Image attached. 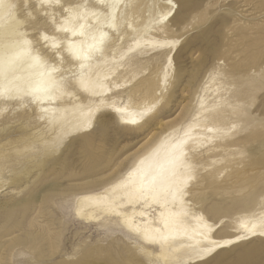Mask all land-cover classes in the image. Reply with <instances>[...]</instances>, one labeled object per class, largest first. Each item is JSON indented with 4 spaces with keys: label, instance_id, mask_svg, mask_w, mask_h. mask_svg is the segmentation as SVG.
I'll return each instance as SVG.
<instances>
[{
    "label": "rangeland",
    "instance_id": "rangeland-1",
    "mask_svg": "<svg viewBox=\"0 0 264 264\" xmlns=\"http://www.w3.org/2000/svg\"><path fill=\"white\" fill-rule=\"evenodd\" d=\"M79 3L80 0H60L63 6ZM83 4L92 5L90 0H84ZM143 4L140 19L137 14L131 18L136 29L146 21L162 20L172 30L148 33V38L156 43L174 40L179 43L172 53L167 49H152L142 54L127 52L130 56L122 60L129 61L137 76L125 78L127 82L115 91L119 95L113 102L132 106L148 97L146 103H151L156 94L146 93L141 96L143 99L136 100L129 92L145 78H155L162 87L160 75L163 70H169L167 56H171L173 77L166 103L149 118V127H121L107 108L94 115L90 129L71 134L62 142L56 139L50 142L55 137L46 130L51 140H45L53 144L48 150L39 138L31 139L26 133L30 130L28 125L39 126L35 118L27 120L28 116H36L34 107L28 104L19 107V101H13L0 111V175L5 181L0 179V264H154L140 252L139 241L113 219L87 222L78 218L76 198L101 190L162 132L176 124L183 126L201 119L198 109L202 99L209 103L219 96H240L239 102L234 97L231 100L233 104L240 103L241 115L232 116L225 123L232 138L245 139L244 146L235 148L234 160L218 167L219 170L216 167L206 171L209 184L198 191L196 210L212 224L222 225L218 230L221 238L236 234L233 226L238 219L264 211V124L261 123L264 120V0H144ZM39 5L37 0L27 3L18 0L14 9L19 19H23L21 28L25 32L32 29L26 35L39 54L47 57L49 64L60 65L47 48L48 43L40 38L42 32L50 37L59 35L49 19L50 8ZM52 8L58 13L54 21H59V15H64L63 8ZM169 11L171 15L167 14ZM42 12L48 15H41ZM197 16L205 17L206 22L185 32L184 28ZM155 24L156 21L152 23ZM128 46L124 43L122 48ZM152 56L155 57L150 59ZM75 78L74 73L68 75L69 90L75 89ZM206 87H210L209 92H205ZM216 88L219 92H214ZM100 119L112 122L93 134ZM10 120L16 124L3 126ZM158 125L161 129H156ZM90 130L94 140L82 144ZM204 172H195L192 186ZM193 264H264V238L222 248Z\"/></svg>",
    "mask_w": 264,
    "mask_h": 264
},
{
    "label": "bare ground",
    "instance_id": "bare-ground-1",
    "mask_svg": "<svg viewBox=\"0 0 264 264\" xmlns=\"http://www.w3.org/2000/svg\"><path fill=\"white\" fill-rule=\"evenodd\" d=\"M17 1L3 0L5 7L0 8V33L7 34L18 31L26 34L30 30L25 32L21 28L24 22L22 21L23 19H19L14 7L11 9V16H9L7 5L15 6ZM37 1L41 4V0ZM90 1L92 5L87 6L85 10L90 13L95 12L98 15L94 18H88L86 23L91 26L93 32H98L101 30L98 24L103 25L105 23L104 17L110 11L107 5L113 3V0ZM25 2H30V0H25ZM83 3L84 0H80L79 5H84ZM143 3L144 0H120V7L112 10L117 16V29L115 32L107 28L102 29L108 34L103 58L95 60L86 73L88 79L95 84V88L91 92H85L79 87L80 62L73 59L66 48V41H72L76 44L87 43L88 41L79 36L71 37L67 33L56 31L57 27H72L80 22L69 19L64 9V15H59V21H54L55 15L58 13H54V9L51 7L49 19L54 23L55 31L59 37H50L45 32H42V34L49 38L47 48L59 60L60 65L49 64L47 57H42L39 51L35 49L34 42L25 35L24 38L31 42V49L34 55L40 57L41 65L33 66L31 62H22L17 65L15 75L20 77L22 82H35L41 78L43 73L53 68L57 69L58 72L54 78L57 81H61L59 90L52 92L48 96L40 97L42 102H36L26 92L10 97L0 96V111L5 110V106L10 105L13 101H19L17 104L19 107L24 104H28L31 108L34 107L37 111L36 116H28L27 120L30 121L35 118L34 122H38L39 126L28 125L30 130L28 129L29 131L26 132V130L25 132L31 139L39 138L48 147L43 145L45 147L44 150L46 148L48 150L51 149L50 145H53H49V142L46 141L48 138L51 140L48 136L49 134L55 137L52 138V141L49 140L53 143V139L62 142V139L71 134L87 131L88 128H91L89 125H92L94 115L100 111L104 112L107 108H110V112L114 114L112 115L114 116V121H116L115 123L121 127L133 129L146 127L150 123V119L141 120L139 113L143 106L147 104L146 99L148 97L142 101H137L138 103L134 102L136 104L132 106H121L113 102L119 95V92L115 91L120 90V87L127 82L125 78L128 76L135 78L137 76L135 69L131 68V64L129 65V61L124 62L122 57L130 56L127 53L130 52L129 49H132V53L139 54L152 49L165 50L166 48L161 47L165 42L156 43L150 40L148 33L160 32L162 29L165 30L163 32L172 30L171 27L162 24V20L158 19L149 20L148 23L146 21L143 23L144 25L142 24L139 29H136L131 18L137 14V19H140ZM73 7L72 5L64 6V8ZM166 15H161V18ZM64 20H68L67 25H62ZM154 21H156V24L152 25ZM131 36H133L132 39L130 38ZM53 42L58 44L59 47L55 49L49 47V44ZM124 43L130 46L122 48ZM154 57L152 56L150 59ZM64 62L66 64L62 66L61 63L63 64ZM106 67L107 69H105ZM118 70L120 71L117 72ZM116 72L117 76L114 78L113 75ZM70 73L76 74L74 90H69L66 87V79ZM164 73L165 70L160 75V80L162 81ZM151 77L153 78L154 75H151ZM140 89L144 91L140 92ZM160 89V81L156 84L155 78L152 80L145 78L134 84L129 96L139 100L140 98L143 99L144 97L142 98L141 96L146 93H159ZM209 91L210 87H206L205 92ZM217 91L219 92V88L214 90V92ZM233 97L235 102L241 100L240 96L237 95L225 98L219 96L218 100L209 103H206V99H202L198 109L201 119L189 122L183 126L176 124L169 131L162 132L158 138L146 144L134 156L131 163L101 190L79 195L76 198L75 207V213L78 218L87 222L99 221L104 218L113 219L133 238L139 241L140 252L146 255L150 262L154 264H193L209 258L222 248L252 238H264V211L257 215L238 219L233 226L236 229V234L221 238L218 236V230L222 225L219 223L212 224L203 213L196 210L198 191L209 184V175L206 174V171L212 170L211 168H218L234 160L232 155L236 153L235 148L244 146L245 138H232L230 128L225 123L232 116L241 115L239 113L241 105L240 103L233 104L231 100ZM132 120H138L139 123L133 124L131 123ZM97 122L95 124L99 126L95 127L93 134L104 130L112 121L100 119ZM5 123H15V121L4 122L3 126H5ZM41 125L45 126L40 128ZM234 127L236 125H233ZM156 129L161 128L159 126ZM46 130L48 131L47 133L50 132L48 135ZM94 138L95 136L91 134L90 130V135L82 139L81 143L90 144ZM56 140L54 146L57 143ZM181 141H186L182 144V147L185 153L184 159L191 166V177H194L197 170L205 171V174L193 186L191 184L192 178L187 180L186 186L182 188L183 196L179 197L176 193L175 185L186 179L187 174L181 170L175 178H169V161L176 152V145ZM141 161H144L143 165H141ZM137 169L140 171H135ZM129 173H134L131 179L136 185L144 183L146 189L149 182L155 178L154 192L146 191L145 197L140 200L130 197L128 195L129 189L121 186V183L125 181ZM128 221H131V226H129ZM205 224L211 226V230L206 228ZM213 247L215 250L205 255L206 250Z\"/></svg>",
    "mask_w": 264,
    "mask_h": 264
},
{
    "label": "snow or ice",
    "instance_id": "snow-or-ice-1",
    "mask_svg": "<svg viewBox=\"0 0 264 264\" xmlns=\"http://www.w3.org/2000/svg\"><path fill=\"white\" fill-rule=\"evenodd\" d=\"M54 6L63 8L66 16L69 19H74L80 22L72 27H57L56 31L67 33L71 37L79 36L82 39L88 41L87 43L81 44H76L72 41H66V48L68 54L72 56L73 59L80 62V79L78 81L79 87L85 92H91L94 90L95 84L88 79L86 73L95 60L103 58L105 45L108 40V34L102 29L107 28L113 32H115L117 29V16L112 10L118 9L120 7V0H113V3L107 5L110 11L104 17L105 23L103 25L98 24V27L101 29L98 32H93L91 26L86 23L88 18H94L98 15L95 12L90 13L86 11V4L75 5L73 8H64V6L60 4V0H41V4L39 5V7L45 8H51ZM171 6L174 9L176 7L175 5ZM3 7H5L3 0H0V8ZM13 7L14 5H7L9 16H11V9ZM41 15L47 16L48 14L42 12ZM168 15H171V12H169ZM163 19H167V16L163 17ZM204 22H206L205 17L197 16L188 23V25L184 28V31L187 32ZM67 24L68 20L62 21V25ZM25 35V33L18 31L9 32L7 34L0 33V96L10 97L26 92L36 102H42L40 97L48 96L52 92L58 91L61 81L55 80L54 77L58 70L54 68L43 73L41 78L35 82H22L21 78L15 75L17 65L22 62H31L33 66L41 65L40 57L38 55H34L31 49V42L24 38ZM41 39L46 43L49 41V38L43 34ZM178 43V40L165 42L163 45H161V47L166 48L167 52H171ZM49 47L55 49L58 48L59 45L53 42L49 44ZM129 51L131 52L132 49H129ZM167 61L169 70H166L164 73L163 86L161 87L160 92L156 94L154 100L151 103L144 105L141 109L139 113L141 120L146 121V118H150L156 111H158L159 108L164 105V103H166V94L173 77V73L171 71L172 57L167 56ZM101 118H103V113H101ZM131 123L136 124L139 123V121L132 120ZM261 123L264 124V120H262ZM89 127H91V125H89ZM185 142L186 141H181L176 145V152L169 161V178H175L181 172V170L187 174L186 179L175 185L176 193L179 197L183 196L182 188L183 186H186L187 180L192 178L190 175L191 166L188 165L184 159L185 153L183 151L182 144ZM143 164L144 161H141V165ZM135 171L140 170L137 169ZM133 174L134 173H129V176L121 183L122 187L129 189L128 195L130 197L134 198L135 200H140L145 197L146 191L154 192L153 185L155 178H153V181L149 182L146 189L144 183L136 185L132 181L131 177ZM128 223L129 226H131V221H128ZM204 226L211 230V226H208L207 224ZM214 250V247L207 249L205 255L210 254ZM31 264H35V262H31Z\"/></svg>",
    "mask_w": 264,
    "mask_h": 264
}]
</instances>
